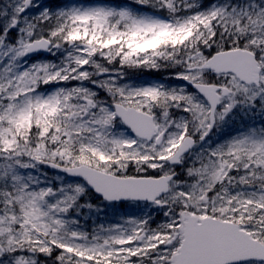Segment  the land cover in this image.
Listing matches in <instances>:
<instances>
[{
	"label": "snow or ice",
	"instance_id": "obj_1",
	"mask_svg": "<svg viewBox=\"0 0 264 264\" xmlns=\"http://www.w3.org/2000/svg\"><path fill=\"white\" fill-rule=\"evenodd\" d=\"M0 264H264V0H0Z\"/></svg>",
	"mask_w": 264,
	"mask_h": 264
}]
</instances>
